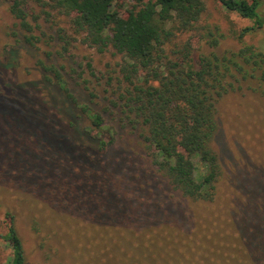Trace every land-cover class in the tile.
Listing matches in <instances>:
<instances>
[{"label": "trees", "instance_id": "obj_1", "mask_svg": "<svg viewBox=\"0 0 264 264\" xmlns=\"http://www.w3.org/2000/svg\"><path fill=\"white\" fill-rule=\"evenodd\" d=\"M4 1L30 45L44 35L38 20L45 14L62 17L67 26L57 29L59 54L74 40L118 57V100L110 102L118 111L72 98L82 128L74 122L35 127L14 117L9 147L15 157L9 159L7 152L2 157L4 167L53 210L43 234L58 240L49 246L60 257L58 264H264V49L243 41L264 29L260 0H217L253 24L239 32L238 48L218 52L214 37L212 49L196 58L198 47L188 34L198 28L204 0ZM45 69L67 93L58 69ZM235 90L258 97L251 143L231 175L216 139L218 105ZM35 107L45 115L52 106ZM119 112L139 131L151 162L144 171L124 154L110 156L111 114ZM77 131L83 142L75 138ZM26 132L42 147L22 158L18 135ZM225 176L232 194L222 204L219 183ZM198 203L204 210L195 207ZM5 217L0 237L11 248L10 264H28L29 248L16 216L6 212ZM43 221L33 220L32 229L41 231Z\"/></svg>", "mask_w": 264, "mask_h": 264}, {"label": "rangeland", "instance_id": "obj_2", "mask_svg": "<svg viewBox=\"0 0 264 264\" xmlns=\"http://www.w3.org/2000/svg\"><path fill=\"white\" fill-rule=\"evenodd\" d=\"M204 1L206 9L198 22V28L188 34L198 47L194 52L195 58L201 52L207 53L212 49L209 42L214 37L218 39V45L215 46L218 52L238 48L239 32L242 28L251 26L253 22L235 12L225 10L217 0ZM118 2L121 3L123 0ZM260 2V11L264 13V0ZM32 6L39 12L38 7ZM63 20L62 17L52 15L47 17L41 14L38 20L39 31H43L44 35L39 42L30 45L23 40L15 19L9 12L8 2L0 0V139L6 140L2 142L4 149L0 150V232L6 231V212H13L18 229L27 241L28 264H58L60 257L55 255V252L49 251V246L54 245L58 240L54 236L50 239L47 234L45 236L43 234L49 228L45 218L52 215L53 212L50 211L53 210L46 205L35 188L24 185L21 179H16L15 174L4 167L6 164L2 157L6 152L9 159H13L14 156L9 147V142L14 136L10 133L12 123L15 122V118H21L35 127L47 128L49 124L59 127L68 122H74L75 128H82L84 124L80 117L81 112L70 102L72 98L79 102L90 103L97 109L110 106L112 111L119 110L117 107H112L110 103L111 100H118L119 92L115 78V62L118 57L112 56L110 52L99 54L94 49L74 40L71 41L66 52L59 54L57 50H60V41L57 29L67 28ZM39 31L35 32L40 34ZM243 41L264 49V29L252 31L244 36ZM46 66H54L58 69L63 86L68 88L67 93L70 96L56 83L55 74L46 70ZM257 97V94L254 95L248 91L235 90L224 96L218 105L220 129L216 146L224 166L229 169L231 175L236 168L235 162L239 161L238 155L251 143V133L254 130L252 124L257 118L252 113L256 108ZM42 102L52 106L44 110L45 115H42L41 111L35 107ZM32 109L37 110L39 114L32 116L30 113ZM7 111L13 116L10 117ZM111 115L113 118L111 134L114 143L110 156L124 154L138 170H146L144 166H151V162L140 142L139 131L129 122V119L124 118L122 113ZM24 134L18 135L21 137L20 140H24H19L21 146L17 147L22 158L31 153V150L42 147L38 146L42 145L40 140L37 139L38 142L34 140L37 144L33 145L29 138L32 135L27 132ZM77 134L74 135L75 138L83 142L84 140L79 138L78 131ZM104 136L110 138L107 133ZM17 139V137L14 138V140ZM13 163L16 165L18 161L10 162V164ZM230 176H225L219 183L220 194L223 197L222 204L232 194L228 179ZM198 205L196 204L195 207H198L200 211L204 210L205 204L198 203ZM203 213L207 215L209 210ZM43 217L41 231L35 232L32 229L33 220H40ZM47 255L50 256L49 259L46 258ZM10 257L11 248L0 237V264H10Z\"/></svg>", "mask_w": 264, "mask_h": 264}]
</instances>
